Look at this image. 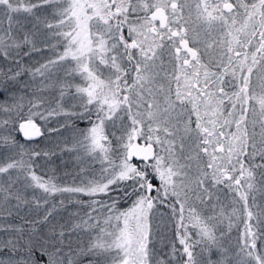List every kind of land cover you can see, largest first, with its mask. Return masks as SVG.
Returning <instances> with one entry per match:
<instances>
[{
    "label": "snow or ice",
    "instance_id": "snow-or-ice-1",
    "mask_svg": "<svg viewBox=\"0 0 264 264\" xmlns=\"http://www.w3.org/2000/svg\"><path fill=\"white\" fill-rule=\"evenodd\" d=\"M0 264H264V0H0Z\"/></svg>",
    "mask_w": 264,
    "mask_h": 264
}]
</instances>
